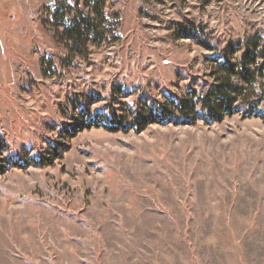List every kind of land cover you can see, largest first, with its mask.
Wrapping results in <instances>:
<instances>
[{
	"label": "rangeland",
	"instance_id": "obj_1",
	"mask_svg": "<svg viewBox=\"0 0 264 264\" xmlns=\"http://www.w3.org/2000/svg\"><path fill=\"white\" fill-rule=\"evenodd\" d=\"M106 2L101 16L97 0H0V161L62 140L75 93L204 91L214 53L176 24L219 46L264 34V0ZM84 15L104 40L82 58L58 36ZM254 88L264 95V78ZM241 111L83 131L50 165L0 174V264H264V119Z\"/></svg>",
	"mask_w": 264,
	"mask_h": 264
},
{
	"label": "trees",
	"instance_id": "obj_2",
	"mask_svg": "<svg viewBox=\"0 0 264 264\" xmlns=\"http://www.w3.org/2000/svg\"><path fill=\"white\" fill-rule=\"evenodd\" d=\"M106 3V0H97L96 6L101 16L103 14L100 10H104ZM93 19L84 15L71 21V25L62 26L60 30L58 37H65L64 46L76 56L87 57L90 48L104 40L97 33L96 26L91 27ZM175 29L178 37L191 39L203 49L214 53L207 58L211 67L204 91L197 92L195 88H188L183 95L164 92L159 98H152L143 95L145 92L139 90V87L131 91L123 84H116L105 98L99 93H75L60 108L64 122L56 125V128L62 140H49L48 150L26 160L21 158L23 161L16 157L1 160L4 164H0V174L27 165H50L54 160L61 159L62 154L69 149L70 141L78 133L91 129L102 128L109 133L126 134L130 131L139 132L153 124L193 125L199 120L205 124L220 123L225 117H231L241 110L244 111L243 117L264 119L260 110L264 95L256 94L254 88L257 78H264V34L219 46L203 34L201 25L176 24ZM45 60L51 63L48 58ZM129 96L135 99L127 101ZM102 98L105 99L104 104L93 108L103 101ZM80 99L84 100L80 102Z\"/></svg>",
	"mask_w": 264,
	"mask_h": 264
}]
</instances>
